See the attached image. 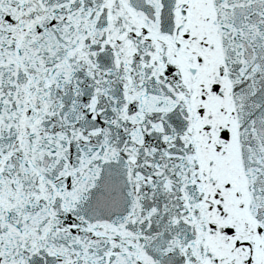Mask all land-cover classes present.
<instances>
[{
    "label": "snow or ice",
    "instance_id": "obj_1",
    "mask_svg": "<svg viewBox=\"0 0 264 264\" xmlns=\"http://www.w3.org/2000/svg\"><path fill=\"white\" fill-rule=\"evenodd\" d=\"M0 264H264V0H0Z\"/></svg>",
    "mask_w": 264,
    "mask_h": 264
}]
</instances>
